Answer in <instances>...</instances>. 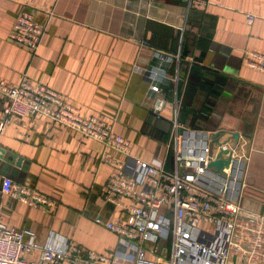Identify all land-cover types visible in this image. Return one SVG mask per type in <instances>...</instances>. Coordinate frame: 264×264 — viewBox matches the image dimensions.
I'll return each instance as SVG.
<instances>
[{"label": "crops", "instance_id": "1", "mask_svg": "<svg viewBox=\"0 0 264 264\" xmlns=\"http://www.w3.org/2000/svg\"><path fill=\"white\" fill-rule=\"evenodd\" d=\"M26 10L46 26L35 53L9 38ZM247 51L264 54V0H220L206 8L182 0H0L3 81L16 85L26 75L55 89L81 114L112 122L129 141L131 156L168 171L174 168L167 144L177 100L178 121L203 134L213 160L228 161L222 168L231 160L243 164L239 203L264 215V73L246 65ZM153 68L163 74L161 117L152 112ZM183 99L187 114L181 120ZM3 104L0 98V111ZM184 132L179 130V150ZM0 156V182L8 177L54 203L36 208L0 190L6 225L34 232L38 244L52 238L133 264L135 242L104 226L127 219L102 198L115 168L106 159L123 161L122 155L44 116L28 115L3 128ZM170 250V240H158L154 257L165 258Z\"/></svg>", "mask_w": 264, "mask_h": 264}, {"label": "built area", "instance_id": "2", "mask_svg": "<svg viewBox=\"0 0 264 264\" xmlns=\"http://www.w3.org/2000/svg\"><path fill=\"white\" fill-rule=\"evenodd\" d=\"M187 6L206 8L220 0H182ZM46 26L35 21L33 12L22 11L9 38L29 48H39ZM161 61L168 58L158 54ZM246 65L264 73V54L245 52ZM162 71L153 68L148 76L153 95L152 112L161 117ZM0 133L23 117L44 116L77 132L82 138L100 143L125 159L107 158L114 170L103 190V201L127 214L126 220H111L105 228L136 244L133 264H264V215L239 203L243 186V164L231 160L228 168L215 172L208 167L211 148L203 134L184 129L178 121V101L173 107L172 129L167 147L174 153V168L155 166L130 154V143L117 134L113 123L102 116L83 115L55 89L34 82L26 75L16 85L0 78ZM185 142L178 148L179 130ZM3 194L22 204L50 209L53 200L8 177L0 182ZM28 236L29 241H24ZM158 240H170V254L154 257ZM151 242L146 248L144 242ZM37 252V258L30 256ZM0 264H116L112 256L83 249L52 238L43 244L34 232L6 225L0 216Z\"/></svg>", "mask_w": 264, "mask_h": 264}, {"label": "water", "instance_id": "3", "mask_svg": "<svg viewBox=\"0 0 264 264\" xmlns=\"http://www.w3.org/2000/svg\"><path fill=\"white\" fill-rule=\"evenodd\" d=\"M0 158H2V157L0 156ZM7 161L9 162L8 159H7ZM227 165H228V161H224L222 159H219V160L217 159V160H213V161L209 162L208 167L212 168L215 172H218L223 166H227ZM16 166H19V161L17 162ZM7 167H8V165L4 164V169H7ZM2 168H1V171L6 175L5 170Z\"/></svg>", "mask_w": 264, "mask_h": 264}, {"label": "trees", "instance_id": "4", "mask_svg": "<svg viewBox=\"0 0 264 264\" xmlns=\"http://www.w3.org/2000/svg\"><path fill=\"white\" fill-rule=\"evenodd\" d=\"M189 85H190V83H189ZM184 100V99H183ZM186 100H187V102H188V99H187V97H186ZM182 103L183 104H181V120H183L184 118H185V116H186V114H187V103L185 102V100L184 101H182ZM185 103V104H184Z\"/></svg>", "mask_w": 264, "mask_h": 264}]
</instances>
